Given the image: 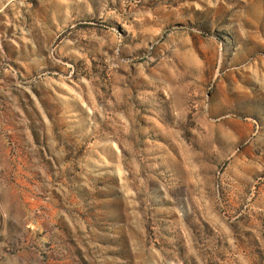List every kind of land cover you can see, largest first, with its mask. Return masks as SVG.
Listing matches in <instances>:
<instances>
[{"label": "rangeland", "instance_id": "374dc122", "mask_svg": "<svg viewBox=\"0 0 264 264\" xmlns=\"http://www.w3.org/2000/svg\"><path fill=\"white\" fill-rule=\"evenodd\" d=\"M0 264H264V0H0Z\"/></svg>", "mask_w": 264, "mask_h": 264}]
</instances>
